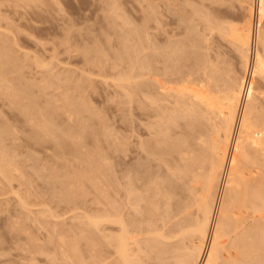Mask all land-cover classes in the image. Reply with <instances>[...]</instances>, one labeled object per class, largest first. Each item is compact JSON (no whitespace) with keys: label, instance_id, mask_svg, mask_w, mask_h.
I'll return each instance as SVG.
<instances>
[{"label":"rangeland","instance_id":"obj_1","mask_svg":"<svg viewBox=\"0 0 264 264\" xmlns=\"http://www.w3.org/2000/svg\"><path fill=\"white\" fill-rule=\"evenodd\" d=\"M17 3L13 2V0L0 1V160H2L0 161V166H3L0 169H3L2 171L4 172L3 173L0 170V264H74L77 260L78 262L75 264H81L80 259L83 257H87V260L83 258L86 260V264H91L92 261L88 260V257L91 258V255H88L91 252V247H89L91 246V243L88 239L93 235V229L91 226L88 227L89 229L87 227V229L84 228L86 225L89 226L87 219L84 218V216L85 214L86 217L92 215L89 210L93 211V199L97 197L98 192L96 193L93 190L91 184L92 181H87L84 177L81 178L80 184L82 188H85L81 189L80 185L77 187H67L71 182L68 176L84 173V175H91L89 177H91L92 180L93 177L96 179L98 177L97 180L102 181V183L106 185L103 186V191L111 195L113 191L116 190L118 195V197H116L121 202L126 196V190H124V187L129 185L133 186V195L136 198L132 199L133 201L138 199L142 200V203L140 202L142 211L146 209V201L150 197L149 195H151L150 192L152 193L153 191L151 186L148 187V182L156 178L159 179V181H163L166 187H169L167 185H169L168 181L170 179L171 182L174 181L172 185H170V187H173L172 190H175L173 191L175 192L174 201L180 203L182 200H179V197H181L180 195L183 196V191H185L181 184L186 185L187 183H185V180H182V182L181 180H176V178H174V173H170V171L175 170L173 165L178 164L176 159L177 155L172 153L171 149L177 144L181 148H184L182 147V144H184L192 134V132H190L193 128L192 126H199L202 124L199 122H204L205 118H201L203 116H201L202 113L200 114L199 112L200 115H197L196 113V117L194 114H188L184 118V115L189 112L187 111L188 109L186 106L178 107L176 104L170 106L166 105L168 101L170 104L174 103L172 100L175 101V99H172L173 95L171 97V89L167 91V88L172 87V89H174L179 82L180 84L183 82L184 84L182 83V85H184L186 89H191V86L193 85L194 89L199 88V86L201 87V84L199 85V83H202V85L205 83L200 82L205 80L204 77L202 78V76H205L202 74L204 73L202 72L204 67L203 64L207 65L208 69V65L216 63L215 65H217L219 69L218 72H220L218 75L224 73V71L221 73L222 69L219 68L221 64H224L227 69L233 72L231 73L234 76H243L242 74L246 71H243V63L242 65L240 64L242 60L240 55L238 57V51L237 53L235 52V45H232V42L229 41L230 46H233L230 47L228 41H226L230 39L223 35L218 37V32L212 30V28L216 26L214 23L218 24L217 22L220 23V21H228L234 25L236 24V26H241L244 19H246V10L245 7H243L244 5H242V3L244 4V1L40 0V2ZM228 6H231L232 8L229 7V9ZM206 10L208 12L210 11L209 15L214 13L213 16L211 14L207 18L211 17L212 19L215 18V20L218 19L219 21L215 22V20L210 19V23L209 21H206V17H204L205 20H201V18H203L202 12L208 15ZM198 11L201 12L197 15ZM117 15L119 18L116 17ZM196 16L198 17L196 18ZM121 17H123L122 19L124 20H122ZM159 17L162 19H157ZM254 18L253 23L256 22V17ZM204 25L207 26V28L204 27ZM258 27L264 34V20L258 22ZM143 28H145V31ZM210 30H212V32H210ZM190 31L192 32L190 33ZM137 32L139 33L137 34ZM141 32H143V34H141ZM144 33H147V35H144ZM129 34L132 35L130 36ZM200 36L205 38H200ZM221 36L223 37L221 38ZM224 37L228 39H224ZM140 38H142V40L145 39V44H142L143 41ZM197 39H199V41ZM208 41H210V43ZM130 42L132 43L130 44ZM194 42L200 43L196 45ZM134 43L135 45L139 43L141 49L137 47L138 45H133ZM173 43H176L177 45H174ZM179 44L186 45L180 47ZM199 45L200 48L197 47ZM256 45H253L254 49L259 46ZM207 46H210V50ZM128 47L130 51L136 49L133 51L134 54L138 50V54L136 53L138 57L136 54H131L129 50L125 51L123 49H127ZM176 47L179 50H182L178 52ZM204 47L207 48L206 51L203 49ZM143 48H146V50H143ZM147 48H149L150 51ZM170 48L174 49V52H171ZM201 48L203 49V52L199 51ZM160 49H162L163 53H161L162 51ZM215 49H218V51ZM140 50L142 51L141 53ZM191 50H195L196 54L194 53V55ZM8 51L11 56L8 54ZM145 51L148 52L146 53ZM175 51L178 53H175ZM196 51H199L201 54L204 53L207 56L211 55L210 59L208 58L209 56L207 57L204 54L201 55ZM183 52L186 53L184 54ZM125 53L129 56L128 58ZM173 53H175L176 56H174ZM217 53L219 55H217ZM178 54H183L180 55L182 58L178 57ZM168 55L172 59L169 58ZM171 55L176 57V60ZM197 55L202 59H207L203 60L205 63L203 62V64H200L202 65L201 68L195 67L199 66V63L194 64L195 62H199L197 60L199 56L195 57ZM147 56L151 59L147 58ZM183 56L185 57L183 58ZM203 56H206L207 58H204ZM217 56L219 60L216 58ZM131 57L133 61H131ZM143 57L144 59L141 61L140 59ZM191 58H193L192 61L190 60ZM134 59L136 60L134 61ZM184 59L187 60L184 61ZM188 59L190 61H188ZM233 59L236 62L233 61ZM145 60L148 61L147 63L149 67L152 66L149 68L151 70L148 71H153L154 73L157 72V76H153L152 74L154 73H151L153 77L150 73L148 75L147 70V74L141 76L142 78L138 76L139 74H143V72L141 73L143 70L139 69L141 67L139 65L144 62L146 63ZM136 61L139 62L138 65ZM167 61L169 63H167ZM173 61H177L176 63L178 66ZM206 61H210L209 64ZM219 61H221V63ZM200 62H202V60H200ZM130 63L132 64L130 65ZM170 63H172L171 65L173 66H171ZM133 64L135 67L130 68ZM182 65L184 69L180 70L183 68ZM163 66L166 69L169 67L167 70L164 69L167 73L163 70L165 74L162 72ZM154 67H156V70L152 69ZM174 67L178 69V72ZM221 67L225 68L223 66ZM128 69L131 70L132 73ZM240 70L242 71L240 72ZM238 71L240 73H237ZM124 74L127 75L124 76ZM171 75L174 77L173 80L170 79L173 78ZM199 75L202 76L200 77ZM244 75H247V72ZM129 76H131L130 80L128 78ZM132 76H135V78ZM145 76H149V79L151 81L153 80V82H150L149 80V85H147L150 86L149 89L153 90H149L152 92V98H158L160 93L164 95V92L159 91H164V88L166 89L165 91H167L165 95L170 93V96L168 95L166 97L162 96V98H158L161 100L159 103L160 105L156 106V109H154L155 106L151 107L153 105L149 106L148 103L143 100L145 98L142 99V97H144L143 93L141 94L140 92L142 87L136 89V85L133 84L132 87L127 83L136 82L138 83L137 86L140 84L146 85L148 83L143 79ZM177 76L181 77L182 82L179 80L180 78L176 79ZM182 77L184 79H182ZM247 77H249V74ZM125 78L126 81L127 79L128 81L126 82L127 84L124 82V85L127 89H130L128 86L132 87L130 91H126L127 89H124L125 87L122 88L124 85L119 83V81H121V83L125 81ZM157 78L161 79L159 80ZM162 78L166 81L164 82ZM155 80L163 81L160 82L161 85L157 84L159 85V87L157 86L159 88L158 90L157 87L155 88ZM191 81L196 82V84H191ZM118 85H122L121 88H119L120 86ZM160 86L163 87V89ZM179 86L180 85L177 86L178 89L180 88ZM184 86L182 87L185 90ZM131 90L133 91V94L130 93L132 92ZM154 90L159 91L157 92L159 95L156 97ZM125 92L127 93L124 94ZM139 93L143 96L141 97ZM136 96L137 98H135ZM168 97L171 98L168 99ZM138 98L142 102L139 101ZM166 98L168 100L167 103L165 100L162 101V99ZM129 99L133 102L129 101ZM143 102L146 105L141 104ZM161 103L162 105L164 103L166 104L162 107ZM139 105L144 107L140 108ZM174 105L177 107H174ZM165 107L166 109H164ZM24 108L26 111L23 110ZM169 108L171 110L175 109L174 112L176 114L171 112ZM144 109L146 111H142ZM177 109L178 111H176ZM151 111H153V113ZM180 111L185 114L180 113ZM165 115L171 117V120L167 117H163ZM197 117L199 119H197ZM164 118L165 121L167 119V123L163 121ZM159 119L160 121H157ZM172 119L174 121H172ZM29 122H33V125H31L32 123L29 124ZM168 122L170 123L168 124ZM44 123H46L45 126L43 125ZM47 123L49 126H47ZM171 125H173V127ZM43 126L48 129L41 128V130H51L52 133L46 131L47 133L49 132L47 134L45 131L44 133L39 129L37 130V128ZM55 127H57V129H53ZM53 135L54 137L52 138ZM73 136L75 138H73ZM37 140L40 142H37ZM174 142L177 144H173ZM119 144L121 147H119ZM168 145H171L172 147H169ZM40 146L45 148H41ZM45 149L48 150L46 153L47 155L43 152ZM101 150L103 152H100ZM63 153L65 154L64 156ZM56 154L61 158H57V156L54 157ZM98 155H100L99 159ZM44 157H47L48 160ZM89 157L92 159L88 160L87 158ZM94 157L98 160L103 158L107 161L103 159L98 161ZM52 158H56V160L53 162L54 159L50 160ZM64 158L65 160H63ZM42 159L45 161L42 162ZM49 161L53 162V164ZM70 161H72V163H70ZM73 161H75L76 164ZM86 161H88V163ZM91 162L93 164L90 166L89 163ZM165 163L170 166L167 164L165 165ZM85 164L91 169L90 172H87L89 171V168L86 169L87 171L82 169L88 167ZM41 165H45V168L42 166L40 169ZM62 165L64 167L61 170L56 171V169H59ZM70 166L78 169L80 167L82 168L75 170L76 168L73 169L70 168ZM171 166L173 169H171ZM94 167H98V169ZM67 169L72 170L73 172ZM81 169L83 170L82 173L79 172ZM93 169L96 170L93 171ZM110 169H112V171H110ZM4 170L10 172L7 173ZM65 170L67 173H70L64 174ZM125 171H128V174ZM171 174H173V178L171 177ZM65 176H67L66 179H64ZM59 177H62L63 179ZM100 177L103 178L100 179ZM114 179V183L117 184H111L113 182L111 180ZM140 179L145 180L146 182L141 181ZM159 181L157 180L158 183ZM64 182H68V184H65ZM107 183H110V185H107ZM164 183H161V185ZM162 186L165 188L164 185ZM180 187H182V189ZM142 189H145L146 191ZM84 193H88L89 196ZM176 193L179 194L177 195ZM125 212L129 213V218L131 220H138L139 215L134 213L129 207L125 209ZM160 217L161 216L158 215L155 219L159 220ZM77 219L80 220L81 223ZM82 223H86V225ZM136 223L137 225L139 224L138 222ZM157 224H159V221ZM80 225H82V227ZM80 237L83 239L79 240ZM85 237L87 240H85ZM61 238L62 240H60ZM73 245H77L76 252H74V249L71 250L72 248H70ZM68 248L69 250L67 251ZM87 249L88 252L83 251ZM37 250H39V252ZM69 252L70 254H68ZM64 255L69 258L66 260ZM78 255H80V258ZM32 258L36 261L34 260V262Z\"/></svg>","mask_w":264,"mask_h":264},{"label":"bare ground","instance_id":"obj_2","mask_svg":"<svg viewBox=\"0 0 264 264\" xmlns=\"http://www.w3.org/2000/svg\"><path fill=\"white\" fill-rule=\"evenodd\" d=\"M9 1H11V0H9ZM38 1L40 2V0H38ZM38 1L37 0H13V2H16V3L17 2L18 3L19 2H38ZM243 1H244V4L242 3V5H244L243 7H245V10H246V17H245L246 19H244V21L242 22L243 24L241 23L242 25L239 24L241 26H236V24L234 25L232 23H229L228 21H227L228 23L227 22H221V21L219 23V22H217V21H219L218 19L215 20V18L212 19L211 17L207 18L208 16H210L212 14L211 13L209 15L210 11L208 12L207 10L206 11L208 12V15L205 14L204 12H202L203 18H201L200 16L199 17L201 18V20H205L204 17H206L207 22L210 19H212L218 23V24L214 23V25H216V26L213 27L212 30H216L218 32V35H219V36L217 35L218 37H220V35L228 37L230 40H226V41H228V43H229V41H231L232 42L231 44L235 45L234 48L236 49V51H235V49H234V51L236 53L238 51V53H239L238 57L240 55V58L242 60V62H240V64L242 65V63H243V65H242L243 69H244L243 71H246L247 75L249 74V77H247V75H244L246 72L244 74H242L243 76L240 75L241 77L234 76L232 74L233 72L231 70L227 69L224 66V64H221V66H223L225 68H222L221 66H219V68L222 69L221 73L223 71H224V73L222 75L221 74L218 75L220 72H218L219 69H218L217 65H215L216 63H213V64L211 63L210 65H208V69H207V65L203 64V62H204L203 60H207V59H202V58H200L199 55H197L195 57L199 56L197 58V60L199 62H195L194 64L199 63L198 64L199 66H195L196 68L197 67L201 68L202 65H200V64H203V66H204L203 67L204 71L202 70V72H204V73H202V72L201 73L204 74L205 76L199 75L200 77L202 76V78L204 77L205 80L202 79L203 81H200V82H205V83H203L204 85H202V83H199V85L201 84V87L199 86V88H196V86H195L196 89H194V87H193L194 85H193V86H191V89H189L187 87L188 84L190 83V81H189V83L186 86L188 89H186L185 86L182 85L183 82L181 80V77H179L180 76L179 75V76H177L176 79L180 78L179 80H181V82H182L181 84H180V82L178 83V85H180L179 86L180 88L178 89L177 84H175L177 86L174 87V89H172L171 86H170L171 88H169V87H168L169 89L167 88V91L171 89V92H172L171 97L173 95L172 99H175V101L172 100V102H174V103L171 102L172 104H170L169 101L167 100V98L162 99V101L165 100L166 103L168 101L169 104L164 103L168 106L173 105V104L178 105V107L186 106V108L188 109L187 111H189V112H187L186 115H184V118L188 114L189 115L194 114V116H195L196 113H197V115H200L202 113L201 116H203V117H201V118H205L204 122H199V123H202L199 126L197 125V123H196L197 127L194 125L192 126L193 127L192 130H190V132H192V134L189 137L187 136L189 139H187V141L185 140L186 142H184V144H182L183 146L181 145L184 148H181L176 143L177 142L176 141L173 144H177L178 146L175 145V147L173 146V148L171 149V152L175 153L177 155L176 156L177 158L176 157L175 158L177 159V163H178L177 165H179V166H177L175 164L176 167H175V165H173L175 170H172L174 172L170 171L171 169H173L172 166H171L172 168L169 171H170V173H174V176H175L174 178H176V180H181V182H182V180H185V183H187L186 185L181 184L183 187V190L185 189V191H183L185 196L180 195L181 197H179L180 198L179 200H182V201H180V203L178 201H174V193L175 192H173V191H175V190H172L173 189L172 186L170 187V185H172V183L174 181L171 182L169 179V181L171 183L168 181L169 185H167V186H169V187H166L165 183L163 181H159V179L154 178V180L149 181L147 184L148 187L151 186L153 191H152V193L150 192V194H151V195H149L150 197L148 196L149 198L148 199L146 198L147 199V201H146L147 207H146V209H144V211H142L141 207H140V202L142 200L138 199L136 201H133V199H132V198H136L133 195V189H132L133 186L129 185V186L124 187V190H126V196H125V198H123V201L121 202L120 200L117 199L118 195L116 193V190H114L113 193L111 192L112 193L111 195L107 194L105 191H103V186H106V185L104 183H102V181L97 180L98 177H97V179L93 177V180H92V178L89 177L91 175H84V173H82V171H83L82 169L86 170L89 168V166L87 164H85V165L88 167H85V168L80 167L82 169L79 172H81L82 174L78 173L77 175H75V174L70 175V176H68V178H69V180H71V182L69 184H68V182L65 183L66 181L64 182L65 184H68L67 187H69V186L77 187L78 185H80V188L83 189L85 187L82 188L80 181H81V178L84 177L85 179H87V181L88 180L92 181L91 184H92L93 190L96 193L98 192L97 197L95 199H93V205L94 206L93 205L92 206L94 207V209H93V211L89 210V211H91L92 215L90 214L91 216H87V217H86V214H85V216L83 215L84 218L87 219V223L89 226H87L86 223H82V224L86 225V226L84 225L85 226L84 228H86V227L88 228L91 226V228L93 229V235L91 236L90 239H88V240H90V243H91V246H89V247H91L92 253L90 252V254H88L89 256L91 255V258L88 257V260L92 261L91 264H264V34L260 31V29L258 27V22L261 20H264V0H243ZM208 5H210V4H208ZM19 6H17V7H19ZM229 7H231V6H228V8ZM224 11H222V12H224ZM200 12L201 11H198L197 15ZM230 12H232V11H230ZM216 13H217V11H216ZM158 14H160V13H158ZM213 14H212V16H213ZM162 16H164V15H162ZM216 16H218V15H216ZM116 17L119 18L118 15ZM197 17L198 16H196V18ZM254 17H256L255 23H253L254 22L253 19H255ZM122 18L123 17H121V19ZM160 18L161 17H159L157 19H160ZM122 20H124V19H122ZM201 20H199V21H201ZM125 21H123V22H125ZM157 21H155V22H157ZM189 21H190V19H189ZM224 21H226V20H224ZM207 22H206V24H207ZM172 23H173V21H172ZM172 23H170V24H172ZM236 23H238V22H236ZM205 25H204V27L207 28V26H205ZM126 26H127V22H126ZM144 29L145 28H143V30ZM147 30H149V29H147ZM212 30H210V32H212ZM192 31H190V33ZM139 32H140V30H139ZM139 32H137V34ZM206 32H204V33H206ZM210 32H209V34H210ZM123 33H125V32H123ZM127 33H129V32H127ZM141 34H143V32H141ZM145 34L147 35V33H144V35ZM129 35L131 36L132 34H129ZM202 35H204V34H202ZM187 36H188V34H187ZM201 36H200V38H205V37H201ZM206 36H208V35H206ZM223 36H221V38ZM225 37H224V39H228ZM140 39L142 40V38H140ZM188 39H190V38H188ZM144 40H142L143 41L142 44H145ZM197 40L199 41V39H197ZM208 40H209V38H208ZM179 41H181V40H179ZM133 42H135V41H133ZM208 42L210 43V41H208ZM131 43L132 42H130V44ZM135 43L133 45H135ZM176 43H178V42H176ZM176 43H173V44L177 45ZM187 43H189V42H187ZM194 43H196V45H198L200 42L199 43L194 42ZM194 43H193V45H194ZM202 43H203V41H202ZM136 45H138L137 47H139V43ZM182 45H186V44H182ZM182 45H180V47ZM208 45H210V44H208ZM232 45L230 46V43H229L230 47H233ZM253 45H256V46L259 45V46L254 49ZM145 46H143V47H145ZM203 46H204V44H203ZM203 46H201V47H203ZM131 47H132V45H131ZM194 47H196V46H194ZM194 47H191V48H194ZM197 47L200 48V45ZM149 48H150V46H149ZM149 48H147V49L150 51ZM187 48H189V47H187ZM209 48H210V46L208 47V49ZM123 49L125 51H128L129 47L127 49H125V48H123ZM144 49L146 50V48H143V50ZM167 49H169V48H167ZM176 49H178V48L176 47ZM203 49L206 51L207 48L204 47ZM203 49L201 48V50H199V51L203 52ZM134 50H136V49H134ZM160 50L162 51V49H160ZM173 50L174 49H171V52ZM181 50L178 49V52ZM212 50H214V49H212ZM215 50L218 51V49H215ZM133 51H130L131 54L133 53ZM191 51L193 52V54L195 53V50L194 51L191 50ZM199 51H196V52H199ZM229 51H231V50H229ZM137 52H139V51L137 50ZM137 52H135V54ZM141 52L142 51L140 50V53ZM178 52L175 51V53H178ZM187 52H188V50H187ZM161 53H163V51ZM175 53H173L174 56H176ZM183 53L185 54L186 52H183ZM228 53H230V52H228ZM228 53H226V54H228ZM8 54L10 55L9 51H8ZM135 54L133 53V55H135ZM203 54H201V55H203ZM125 55H126V53H125ZM169 55H170V53H169ZM178 55H179L178 57H181L180 55H183V54H178ZM204 55H206V54H204ZM217 55H219V54L217 53ZM126 56H127V58L129 57L128 55H126ZM171 56H173V55H171ZM188 56H190V55H188ZM206 56H203V57L207 58L209 55L207 57ZM210 56L208 57L209 59H210ZM213 56H215V55H213ZM119 57H122V56H119ZM137 57H138V55H137ZM184 57L185 56H183V58ZM147 58H149V57L147 56ZM169 58H171V57L169 56ZM216 58L218 59V56ZM120 59H122V58H120ZM136 59H138V58H136ZM136 59H134V61ZM142 59H144V57L141 58L140 60L142 61ZM149 59H151V58H149ZM174 59L176 60V57H174ZM192 59L193 58H191L190 60L192 61ZM223 59H224V57H223ZM236 59H238V58H236ZM158 60H160V59H158ZM185 60H187V59H184V61ZM190 60L188 59V61H190ZM194 60H196V59H194ZM200 60H202V62H200ZM131 61H133L132 57H131ZM145 61H146V63L144 62L143 64L139 65V66H141L139 69L143 70V71H141V73L143 72V74L138 75L140 77L147 74V73H148V75H149V73H150V75H151V73H154L153 71H148V70H151L149 68L152 66L149 67L148 63H147L148 61L147 60H145ZM161 61H164V60H161ZM168 61H167V63H169ZM221 61H223V60H221ZM221 61H219V62L221 63ZM233 61H235V60L233 59ZM136 62H135V64H136ZM151 62H153V61H151ZM164 62H166V61H164ZM173 62L176 63L177 61H173ZM206 62L209 64L210 61H206ZM212 62H214V61H212ZM132 63H134V62H132ZM132 63H130V65ZM138 63L139 62H137V65H138ZM171 64L172 63H170V65ZM240 64H239V66H240ZM176 65H177V63H176ZM165 66H167V65H165ZM171 66H173V65H171ZM177 66H176V68H177ZM133 67H135L134 64H133V66H130V68H133ZM182 67H183V65H182ZM136 68H134V69H136ZM154 68H152V69L156 70V67H154ZM164 69H166V68L163 66L162 72ZM183 69H184V67L181 68L180 70H183ZM146 70L148 71L147 73H146ZM166 70H164V72H166ZM176 70L178 72V69H176ZM227 70H229V71H227ZM129 71H131V70H129ZM241 71L242 70H240V72ZM126 72L129 73L128 71H126ZM135 72H138V71H135ZM240 72L238 71L237 73H240ZM131 73H132V71H131ZM131 73H129V74H131ZM156 74H158V73L156 72L152 75L157 76ZM190 74H191V72H190ZM199 74H200V72H199ZM125 75H127V74H124V76ZM172 75H173V73H172ZM151 76H150V78H151ZM196 76H198V75H196ZM130 77L131 76L128 77L129 80L131 79ZM132 77L135 78V76H132ZM163 77H165V76H163ZM138 79H140V78H138ZM143 79H145V82L148 84H146V85L140 84L139 86H137L138 83H136V82L129 83V82H127L128 79L126 81V78H125V81H123L122 83L118 79L117 80L119 81L120 84H123V85L127 82L128 84H130V86L133 87V84H134V85H136V89H139L142 87V89H140V92H141V94L143 93L144 97H142L143 95H141L139 93L141 95L142 99L145 98L143 100H145V102L148 103L149 106L150 105H153L151 107L155 106L154 109H156V106L160 105L159 103L161 100L158 98H162V96L166 97L170 93L165 95L167 93V91H165L166 89L164 88V91L159 90L160 92H164V95H162L160 93V96H161L160 97V96H158L159 94L157 93L159 91L154 90L155 91L154 94H156L155 97L158 96V98H154V97L152 98L153 95H152L151 91H153V90L149 89L150 86H147V85H149V82H148L150 80L149 76H145ZM157 79L160 80L161 78H157ZM170 79L173 80L174 77L170 78ZM182 79H184V78L182 77ZM117 80H116V82H117ZM159 80L158 81L155 80L156 82L154 81L156 84V86L154 85L155 88L157 86L159 87V85H161L160 82H163L162 80L161 81H159ZM172 80H170V81H172ZM196 80H198V79H196ZM134 81H138V80H134ZM165 81L166 80H164V82ZM145 82H143V83H145ZM150 82H153V80L152 81L150 80ZM157 82H159V83H157ZM197 82H199V81H197ZM117 84H118V82H117ZM157 84H159V85H157ZM191 84H196V82L191 81ZM181 85L184 86L185 90L183 89V87ZM118 86H120L119 88H121L122 85H118ZM123 87H125L124 89H127L125 85L122 86V88ZM132 87L128 86V88H130V89ZM158 87H157V90L159 89ZM163 87H165V86H163ZM163 87H161V88L163 89ZM181 87H182V89H181ZM130 89H127L126 91H130ZM149 90H151V91H149ZM122 92H124V91H122ZM135 92H137V91H135ZM126 93L127 92H125L124 94H126ZM130 93L133 94V91ZM125 97H127V96H125ZM128 98H130V97H128ZM135 98H137V96ZM170 98L168 97V99H170ZM138 99H136V100H138ZM129 101H131V99H129ZM139 101H141V100L139 99ZM131 102H133V101H131ZM141 104L144 105L145 103L143 102ZM163 105L161 103L162 107H163ZM129 106H130V104H129ZM168 106H166V107H168ZM143 107L140 106V108H143ZM166 107L164 109H166ZM174 107H177V106L174 105ZM170 108H169V110L171 112L175 113L174 112L175 109L171 110ZM23 110H25V108ZM150 110H151V108H150ZM142 111H146V110L144 109ZM176 111H178V109ZM151 112L153 113V111H151ZM180 113L183 114L184 112L180 111ZM75 114H76V112H75ZM149 114H151V113H149ZM163 114H164V112H163ZM177 114H179V113H177ZM67 116H69V115H67ZM177 116H179V115H177ZM142 117H144V116H142ZM163 117H167V115H165ZM190 117H192V116H190ZM198 117H200V116H198ZM198 117H197V119H199ZM167 118L170 119L171 117H167ZM71 119H70V121H71ZM157 121H160V119ZM163 121H165V118ZM172 121H174V120L172 119ZM202 121H203V119H202ZM165 122L167 123V119ZM30 123H32L31 125H33V122H29V124ZM41 123H43V122H41ZM169 123L170 122H168V124ZM156 124H157V122H156ZM174 124H175V122H174ZM43 125L45 126L46 123H44ZM44 126L37 128V130L38 129L41 130V128L48 129V128H44ZM47 126H49V124ZM171 126L173 127V125H171ZM31 127H34V126H31ZM14 129H16V128H14ZM53 129H57V127L53 128ZM62 130H63V128H62ZM41 131L44 132L45 130H41ZM41 131H39V132H41ZM46 131H49L52 133L51 130H46ZM35 134H37V133H35ZM73 134H76V133H73ZM63 135H64V133H63ZM49 137H51V136H49ZM53 137H54V135L52 136V138ZM181 137H185V136H181ZM73 138H75V137L73 136ZM186 138H183V139H186ZM181 139H179V140H181ZM55 141H56V139H55ZM37 142H40V141L37 140ZM117 144H118V142H117ZM170 144H172V143H170ZM42 145H43V143H42ZM121 145H122V143H121ZM56 146H58V145H56ZM168 146L170 147L171 145H168ZM33 147H34V145H33ZM45 147H41V148H45ZM119 147H121L120 144H119ZM43 152H45L44 154H46L48 152V150L45 149V150H43ZM100 152H103V151L101 150ZM50 153H52V152H50ZM158 153H160V152H158ZM95 154H98V153H95ZM64 155L65 154L63 153V156ZM89 155H91V154H89ZM56 156H57V154L54 157H56ZM47 157H44V158L46 160H48ZM58 157L59 156H57V158ZM99 157H100V155H98V159H99ZM162 157H164V156H162ZM168 157H170V156H168ZM171 157H173V156H171ZM59 158H61V157H59ZM53 159L54 158H52L50 160H53ZM87 159L90 160L92 158L89 157ZM95 159H97V158H95ZM102 159L103 158H101V160ZM37 160H39V159H37ZM42 160H43L42 162L45 161L44 159H42ZM55 160H56V158L53 160V162ZM63 160H65V158ZM84 160H86V159H84ZM101 160H98V161H101ZM103 160H106V159H103ZM0 161H2V160H0ZM4 161H5V159H4ZM75 161H73V162L76 164ZM49 162H51V161H49ZM49 162H47V163H49ZM53 162H51V163L53 164ZM86 162L88 163V161H86ZM165 162H167V161H165ZM70 163H72V161H70ZM10 164H9V166H10ZM52 164H50V165H52ZM89 164L91 166V164H93V163L91 162ZM166 164L167 163H165V165ZM54 165H56V164H54ZM167 165L170 166L169 164H167ZM42 166H44V168H45V165H41L40 169L42 168ZM2 167L0 166V168H2ZM63 167L64 166L62 165L61 167H59V169H56V171L61 170ZM57 168H58V166H57ZM70 168H73V166L72 167L70 166ZM75 168H73V169H75ZM94 168L98 169V167H94ZM51 169H53V168H51ZM69 169H67V170H69ZM79 169L76 168L75 170H79ZM96 169H93V171ZM0 170H1V172H3L2 171L3 169H0ZM12 170H14V169H12ZM42 170H44V169H42ZM53 170H55V169H53ZM124 170H126V169H124ZM4 171L7 173L10 172V171H6V170H4ZM69 171H72V170H69ZM90 171H91V169L89 168V171H87V172H90ZM110 171H112V169H110ZM64 172H65L64 174L67 173L66 170ZM98 172H101V171H98ZM125 172L127 173L128 171H125ZM69 173H67V174H69ZM85 174H90V173H85ZM1 175H3V174H1ZM54 175H56V174H54ZM172 175L173 174H171V177L173 178ZM4 176H6V175H4ZM59 176H61V175H59ZM123 176H124V174H123ZM158 177H160V176H158ZM59 178L63 179L62 177H59ZM66 178H67V176L64 177V179H66ZM101 178H103V177H100V179ZM164 178H166V177H164ZM142 179H140V180L145 181ZM82 180H84V179H82ZM140 180H138V181L141 182ZM157 180L159 181V183L157 182ZM61 181H63V180H61ZM111 181H113V182L111 183ZM111 181H110L111 184H117V183H114L115 179L111 180ZM164 181H165V179H164ZM131 182H133V181H131ZM166 182H167V180H166ZM54 183H56V182H54ZM110 183H107V185H110ZM141 183H143V182H141ZM161 183H164L162 185H164L165 188L161 185ZM61 184H63V183H61ZM124 184H126V183H124ZM136 185H137V183H136ZM141 185H139V186H141ZM183 185L185 186V188ZM64 187H66V186H64ZM182 187H180V188L182 189ZM125 188H127V189H125ZM145 189H142V190H145ZM70 190H72V189H70ZM176 191H178V190H176ZM70 192H72V191H70ZM88 193H84V194H87L89 196ZM183 193H180V194H183ZM67 194H69V193H67ZM79 194H80V192H79ZM146 195H147V193H146ZM136 196H138V195H136ZM67 197H68V195H67ZM93 197H94V195H93ZM76 198H79V197H76ZM82 198H84V197H82ZM143 204H145V203H143ZM78 206H79V204H78ZM128 207L130 209H132L134 213L139 215L137 221L131 220L129 218V213L125 212V209ZM142 212H145V213H142ZM158 215H160L161 217L159 220H156L155 217ZM78 218H80V217H78ZM81 219H82V216H81ZM86 219H83V220H86ZM78 221L81 223L80 220H78ZM158 221H159V224H157ZM82 222H85V221H82ZM136 222H138L139 224L137 225ZM80 226L82 227V225H80ZM81 239H83V238L80 237L79 240H81ZM60 240H62V238ZM85 240H87V238ZM85 240H83V241H85ZM74 241H76V240H74ZM84 245H85V243H84ZM73 246L70 248H72L71 250L74 249L75 250L74 252H76L77 245L74 246V248H73ZM68 250H69V248L67 249V251ZM80 250H82V249H80ZM37 251L39 252V250H37ZM83 251L88 252V249L83 250ZM89 251H90V249H89ZM68 254H70V252ZM79 256L80 255H78V257ZM64 258H66V260H67V258H69V257L64 255ZM71 258H72V256H71ZM83 258L80 259V262H81V264H86L87 262H85V261L87 260L86 259L87 257L84 258L86 260H84ZM32 259H30V260H32ZM34 260L35 259H33V261ZM89 261H88V263H89ZM76 262H78V260L75 261V263ZM30 263H32V262H30ZM32 264H34V263H32Z\"/></svg>","mask_w":264,"mask_h":264}]
</instances>
